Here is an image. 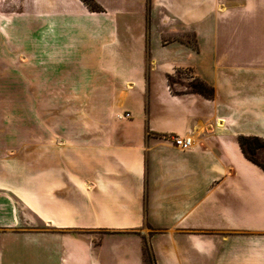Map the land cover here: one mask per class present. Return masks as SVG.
Here are the masks:
<instances>
[{
    "label": "crops",
    "instance_id": "crops-1",
    "mask_svg": "<svg viewBox=\"0 0 264 264\" xmlns=\"http://www.w3.org/2000/svg\"><path fill=\"white\" fill-rule=\"evenodd\" d=\"M27 1L26 33L35 38L36 53L44 57L51 50L57 70L70 71L60 75L79 77H104L89 75L93 68L114 70L100 62L107 46L119 39L121 11H138L150 52L147 59L155 62L157 51L148 49L155 15L177 10L175 4L161 6L157 0L151 4L122 0V9L116 10L97 0L105 9L101 12L92 11L82 0ZM160 38L161 33L159 42ZM207 38L200 40V48L171 42L161 49L158 42L157 50L180 47L193 56L203 51ZM179 61L165 63L164 83L170 95L188 98L192 109L186 114L154 120L143 107L125 103L131 116L109 118L96 132L58 135L57 143L42 146L56 153L60 162L42 167L43 201L52 197L60 204L64 199V204L72 205L70 220L104 229L40 232L89 233L93 248L111 237L124 242L109 247L105 256L93 257L91 264L264 263V169L245 156L239 142L240 136L264 140V85L243 86L237 81L235 86L229 77L224 86L195 73L214 87V95L176 94L166 75L169 65ZM178 135L192 136L193 145L178 147L174 141ZM53 169L57 176H51ZM14 217L10 201L0 195V226L9 225Z\"/></svg>",
    "mask_w": 264,
    "mask_h": 264
},
{
    "label": "rangeland",
    "instance_id": "rangeland-1",
    "mask_svg": "<svg viewBox=\"0 0 264 264\" xmlns=\"http://www.w3.org/2000/svg\"><path fill=\"white\" fill-rule=\"evenodd\" d=\"M103 1L112 10L122 9V0ZM157 2L161 6L171 2L177 10L159 12L155 22H150L148 49L157 51L155 62L147 59L150 52L140 14L121 11L119 39L107 46L100 62L114 70L89 71V75L114 77H79L60 75L70 71L57 70V63L50 60L55 56L51 50L44 57L36 53L35 38L26 33L27 0H0V195L10 201L15 213L9 225L0 229L39 231L27 235L0 232V264H91L93 257L105 256L109 247L124 244L111 237L93 248L89 233L40 232L104 229L70 220L72 205L64 204V199L60 204L52 197L43 201L42 167L60 164L58 155L44 150L43 144L54 145L58 135L96 132L109 118L127 117L126 104L143 107L154 120L184 115L192 104L180 93L193 91V85L200 83L195 73L224 86L229 77L235 79V86L237 81L243 86L264 85V0ZM202 38L208 44L193 56L180 47L157 50L158 42L161 49L171 42L200 48ZM175 60L180 61L170 63L166 79L180 95H170L164 83L165 63ZM128 78L133 81L126 82ZM263 141L247 139L244 148L264 165ZM53 170L51 176H57Z\"/></svg>",
    "mask_w": 264,
    "mask_h": 264
},
{
    "label": "trees",
    "instance_id": "trees-1",
    "mask_svg": "<svg viewBox=\"0 0 264 264\" xmlns=\"http://www.w3.org/2000/svg\"><path fill=\"white\" fill-rule=\"evenodd\" d=\"M83 3H85V5H87L89 7V9H91L92 11H97V12H101V11H105L104 7L99 3L97 2L96 0H82ZM200 83L199 84H196V85H193V91L196 92V93H199V94H202L204 96H213L214 95V92H215V89L213 86L209 85L207 82L199 79ZM209 89V91H208ZM208 92V93H207ZM254 139L256 140L258 143H261L262 139L259 138V137H256V136H253V137H245V136H240L239 137V141H240V144L242 146V149H243V152L245 154V156L252 162L258 164L259 166H261L263 169H264V165L259 162L257 159H255L253 156L249 155L245 148H244V143L247 139ZM264 143V141H263ZM147 245V244H146ZM146 251H147V255L149 257V259H151V254H150V251H149V248H148V245L146 246Z\"/></svg>",
    "mask_w": 264,
    "mask_h": 264
},
{
    "label": "built area",
    "instance_id": "built-area-1",
    "mask_svg": "<svg viewBox=\"0 0 264 264\" xmlns=\"http://www.w3.org/2000/svg\"><path fill=\"white\" fill-rule=\"evenodd\" d=\"M125 116L128 117L130 116V114L127 113V115ZM174 141L178 147H181L183 149L190 148L194 142L192 136H180V135L175 136Z\"/></svg>",
    "mask_w": 264,
    "mask_h": 264
}]
</instances>
